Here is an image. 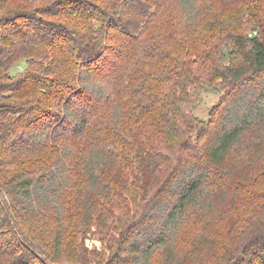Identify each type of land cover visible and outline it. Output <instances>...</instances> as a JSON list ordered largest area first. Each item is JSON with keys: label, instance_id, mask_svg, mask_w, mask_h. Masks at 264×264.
I'll list each match as a JSON object with an SVG mask.
<instances>
[{"label": "trees", "instance_id": "trees-1", "mask_svg": "<svg viewBox=\"0 0 264 264\" xmlns=\"http://www.w3.org/2000/svg\"><path fill=\"white\" fill-rule=\"evenodd\" d=\"M202 1L0 0V264H89L115 211L99 264H264V23Z\"/></svg>", "mask_w": 264, "mask_h": 264}, {"label": "rangeland", "instance_id": "rangeland-1", "mask_svg": "<svg viewBox=\"0 0 264 264\" xmlns=\"http://www.w3.org/2000/svg\"><path fill=\"white\" fill-rule=\"evenodd\" d=\"M202 8L209 10V8H212V13L218 14L220 17V14H224L225 17H220L224 19H232V17L237 18L238 16H243L248 22V26L253 29L254 27H258L260 30H262L259 26L264 23V0H203L201 2ZM208 12L202 13L199 18V20L195 21V25H199L201 22L205 21V19L208 17ZM259 19V25L256 23ZM242 20V19H241ZM186 19L183 17L181 18V26L180 28H183L181 31L185 33L184 31V25H185ZM198 23V24H197ZM251 23V25H249ZM264 26V24H263ZM194 27V26H193ZM179 28V29H180ZM196 30L193 33L192 41H200L202 36L204 34V31L199 35L196 36ZM197 43V42H196ZM198 44V43H197ZM27 60L23 59L20 60L17 65H15L12 68V72L18 75L20 72H23L27 68ZM227 91L224 84H217L213 85L211 87H206L204 89L203 95L201 96L200 101L198 102L197 108L195 110V114L202 119L203 121L208 122L211 119H215L217 117V111L222 106V98L224 96V93ZM109 112V110L106 111V113ZM213 117L211 118V116ZM18 166H12L10 167L5 173L7 172V175L9 176L11 173L14 172V170L17 169ZM253 195V194H252ZM63 199V197L61 198ZM3 210H1V221L3 219L2 215ZM132 221H134V218L132 220L131 217L124 216L119 214V212L115 211V216L111 219H109L108 222H106L107 226L102 227L98 229L99 227L93 226L91 230L90 236L85 238V246L87 247V259L89 260V264H99L103 261L105 257H108L110 253H112V250L115 249L117 241L120 239V234L118 233V228L124 227L127 224H130ZM135 222V221H134ZM133 222V223H134ZM192 222L190 224L193 225ZM72 232L75 233V230L78 228L74 223L71 224ZM7 229V228H5ZM27 229V227H26ZM50 229H52L51 226V220L44 224V227L41 229L38 224L35 225L34 228V238L37 240V242L40 244V251L48 252L50 251V238L48 235V232H51ZM195 231H191V236L194 234ZM42 237L44 239H42ZM80 239V237H79ZM116 241V242H114ZM113 243V244H111ZM79 252L85 253V250H79L77 243H73V241L66 243L65 246V254L64 257L59 261V264H85L84 260H78L76 257V254ZM84 257H86L84 255Z\"/></svg>", "mask_w": 264, "mask_h": 264}]
</instances>
